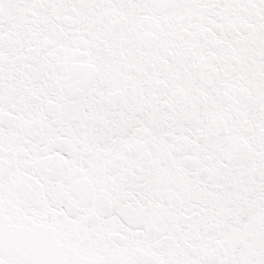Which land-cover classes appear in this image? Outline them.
I'll use <instances>...</instances> for the list:
<instances>
[{
	"label": "snow or ice",
	"instance_id": "6c2138e0",
	"mask_svg": "<svg viewBox=\"0 0 264 264\" xmlns=\"http://www.w3.org/2000/svg\"><path fill=\"white\" fill-rule=\"evenodd\" d=\"M0 264H264V0H0Z\"/></svg>",
	"mask_w": 264,
	"mask_h": 264
}]
</instances>
